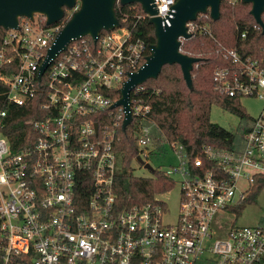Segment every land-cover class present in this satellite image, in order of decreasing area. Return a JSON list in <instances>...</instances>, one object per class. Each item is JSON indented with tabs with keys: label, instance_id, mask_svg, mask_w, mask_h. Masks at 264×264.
Returning a JSON list of instances; mask_svg holds the SVG:
<instances>
[{
	"label": "built area",
	"instance_id": "obj_1",
	"mask_svg": "<svg viewBox=\"0 0 264 264\" xmlns=\"http://www.w3.org/2000/svg\"><path fill=\"white\" fill-rule=\"evenodd\" d=\"M175 1L152 0L162 27L169 26ZM121 6L115 0L118 27L100 31L96 40L86 35L70 41L44 68L64 27L60 21L19 17L1 38L0 96L6 107L28 109L34 137H14L8 109L0 110V264H264V226L227 220L264 176V105L240 140H226L231 147L202 146L192 155L155 134L146 122L150 106L130 100L142 84L134 87L125 129L139 119L133 136L145 169L150 156L167 149L176 156V165L151 171L178 183V212L174 222L165 221L166 204L157 198L164 193L148 203L121 207L116 201L120 162L114 145L125 113L113 105L150 55L123 25ZM77 9L78 2L64 11ZM199 19L185 24L187 33L213 39ZM251 31L262 33L256 23ZM247 36L242 30L240 41ZM216 54L213 90L264 103V45L250 55L218 45ZM12 139L27 145L15 151Z\"/></svg>",
	"mask_w": 264,
	"mask_h": 264
},
{
	"label": "trees",
	"instance_id": "obj_2",
	"mask_svg": "<svg viewBox=\"0 0 264 264\" xmlns=\"http://www.w3.org/2000/svg\"><path fill=\"white\" fill-rule=\"evenodd\" d=\"M127 16L123 24L128 27L136 37L143 41L147 48L155 44L154 29L149 23V18L138 3L121 6ZM251 5L240 1L230 3L221 0L219 6V19L214 21L209 13L198 19L209 25L213 39L199 34H192L188 39H180V52L184 55L197 58L190 72L192 85L189 88L182 76L180 67L176 64L164 65L156 79H149L141 85V91L131 94L130 100L139 105H149L150 112L146 122L154 126V132L159 138L166 139L169 143L182 146L187 154L195 155L202 146L219 148L231 147L228 138H234L220 126L210 122V110L216 105L235 114L242 122H248L241 127L238 136L248 131L252 120L239 103V99L228 98L216 93L212 88L211 75L220 64L216 54L218 45L226 48H238L244 54H255L258 48L264 45V35L252 32L255 21L250 15ZM72 12L64 11L60 20L63 26L70 19ZM115 15L121 23V14L115 8ZM242 30L248 31L244 41H240L239 34ZM6 30L0 27V41ZM1 91V90H0ZM1 97V96H0ZM0 98V110L8 109V122L14 137L23 140L26 136L34 137L30 131L32 116L27 108L3 104ZM139 119L119 132V139L114 145L120 162V170L114 179V193L120 206H129L135 203L153 202L156 194L170 191L173 180L162 173L154 172L150 178L133 177L129 164L139 154L134 140V125ZM13 150L18 151L26 147L22 141L15 145L11 140ZM30 145V144H29ZM264 189V176L256 178L251 194L236 208L238 216L246 205L253 204L256 196ZM81 200L86 201V191L82 190Z\"/></svg>",
	"mask_w": 264,
	"mask_h": 264
},
{
	"label": "water",
	"instance_id": "obj_3",
	"mask_svg": "<svg viewBox=\"0 0 264 264\" xmlns=\"http://www.w3.org/2000/svg\"><path fill=\"white\" fill-rule=\"evenodd\" d=\"M76 2L78 9L72 12L70 19L55 38L44 68L47 62L65 49L70 41L86 35L96 40L100 31L118 27L119 22L114 9L115 0H0V27L4 30L15 28L19 17L32 19L34 14L44 15L46 24L52 25L62 19L64 9H72ZM220 2L221 0H176L172 6L174 12L169 19V26L162 27V20L156 17L157 11L152 0H120L122 6L133 3L141 6L143 12L150 16L149 23L153 26L155 37V44L150 46V55L145 64L129 75V79L120 90L121 98L113 105V107H123L125 113L123 130L131 121L130 92L147 80L156 79L164 65H178L186 85L191 87L190 72L199 59L184 55L179 50L180 39H188L191 36L187 33L185 24L194 21L199 14L207 12L212 20H218ZM241 2L251 5L250 15L264 34V23L261 19L264 0H241ZM136 159L142 162L139 157ZM145 167L152 170L149 164Z\"/></svg>",
	"mask_w": 264,
	"mask_h": 264
},
{
	"label": "rangeland",
	"instance_id": "obj_4",
	"mask_svg": "<svg viewBox=\"0 0 264 264\" xmlns=\"http://www.w3.org/2000/svg\"><path fill=\"white\" fill-rule=\"evenodd\" d=\"M241 107L244 109L250 120L255 119L262 111L264 103L259 99L241 98L239 99ZM210 122L214 123L227 132H229L236 140H240L241 136L237 134L241 127L248 122H242L235 114L213 105L210 110ZM177 158L174 153L167 149L163 155L150 156L147 163L152 169H167L177 164ZM130 172L133 177L150 178L153 173L149 169H145L135 159L129 164ZM178 190L179 185L174 183L173 188L157 198L166 204L168 216L164 219L166 222H174L178 212ZM228 221H235L237 226L254 227L257 225L264 226V189L256 196L255 202L244 206L238 216L228 215Z\"/></svg>",
	"mask_w": 264,
	"mask_h": 264
}]
</instances>
